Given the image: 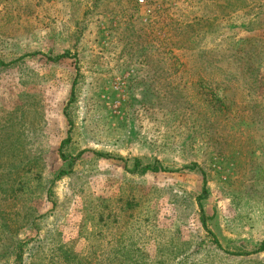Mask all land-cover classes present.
Here are the masks:
<instances>
[{
	"label": "rangeland",
	"instance_id": "obj_1",
	"mask_svg": "<svg viewBox=\"0 0 264 264\" xmlns=\"http://www.w3.org/2000/svg\"><path fill=\"white\" fill-rule=\"evenodd\" d=\"M263 240L264 0H0V264Z\"/></svg>",
	"mask_w": 264,
	"mask_h": 264
},
{
	"label": "trees",
	"instance_id": "obj_2",
	"mask_svg": "<svg viewBox=\"0 0 264 264\" xmlns=\"http://www.w3.org/2000/svg\"><path fill=\"white\" fill-rule=\"evenodd\" d=\"M38 54V53H37ZM66 55H62V56H60V58H64ZM215 242H216V244H217V246H219L218 245V241H217V239H215ZM260 250H264V240H263V242L261 243V245H260Z\"/></svg>",
	"mask_w": 264,
	"mask_h": 264
}]
</instances>
